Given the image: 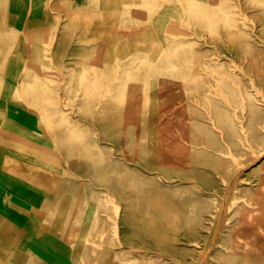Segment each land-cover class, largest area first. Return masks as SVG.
<instances>
[{"label": "bare ground", "instance_id": "1", "mask_svg": "<svg viewBox=\"0 0 264 264\" xmlns=\"http://www.w3.org/2000/svg\"><path fill=\"white\" fill-rule=\"evenodd\" d=\"M9 6L0 264H264V0Z\"/></svg>", "mask_w": 264, "mask_h": 264}, {"label": "rangeland", "instance_id": "2", "mask_svg": "<svg viewBox=\"0 0 264 264\" xmlns=\"http://www.w3.org/2000/svg\"><path fill=\"white\" fill-rule=\"evenodd\" d=\"M78 3H81V1L82 0H76ZM49 17H52L53 19H54V23H55V25H54V27L53 28H48V29H46L45 31H46V33H45V38H47L46 39V43L44 44V45H42L41 44V42H38V41H36L35 42V44H34V46H35V48L36 47H38V48H40L41 46L42 47H44V49H45V51L46 52H48V49L50 50V48H52V46H57V39H58V32H59V30H60V27L62 26V21H63V18H62V12H61V9L60 8H56V9H50L48 6H46V8H44L43 9V12H40V14H39V18L38 19H42V18H45V19H47V18H49ZM37 19V20H38ZM37 20H36V22H37ZM32 21H34V23H35V20H32ZM52 30L55 32V38H54V36L52 35ZM37 37V36H36ZM39 37V36H38ZM52 38H54V39H56L55 41H56V44H54L53 45V39ZM36 51V50H35ZM57 52V51H56ZM24 61H26L27 63H41V62H43V63H49L50 62V60L48 59V58H37V57H31V58H29V57H27V58H25L24 59ZM40 77H38V78H35V80H34V82H39L38 81V79H39ZM42 85H44L45 83H44V81H42V82H40ZM4 93H6V92H4ZM62 92H60V94H61ZM74 93V92H73ZM40 100V103H42V102H44L45 100H47V101H49V98H47V97H45V98H40L39 99ZM28 108H30L31 110H36V109H38V108H36V107H33V106H28ZM52 148V147H51ZM52 149H55L54 147L52 148ZM42 156H44V154H41ZM46 170H49L47 167L45 168Z\"/></svg>", "mask_w": 264, "mask_h": 264}, {"label": "crops", "instance_id": "3", "mask_svg": "<svg viewBox=\"0 0 264 264\" xmlns=\"http://www.w3.org/2000/svg\"><path fill=\"white\" fill-rule=\"evenodd\" d=\"M18 0H10V13L13 14L17 6Z\"/></svg>", "mask_w": 264, "mask_h": 264}]
</instances>
